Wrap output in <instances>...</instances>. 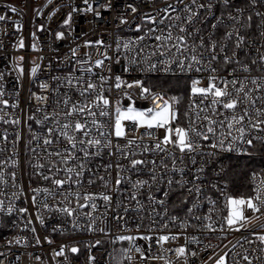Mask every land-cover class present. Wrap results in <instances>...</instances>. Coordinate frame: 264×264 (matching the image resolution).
<instances>
[{
	"label": "built area",
	"instance_id": "obj_1",
	"mask_svg": "<svg viewBox=\"0 0 264 264\" xmlns=\"http://www.w3.org/2000/svg\"><path fill=\"white\" fill-rule=\"evenodd\" d=\"M188 2L184 0V3ZM169 3L177 10L171 13L173 16L184 14L183 4H178L176 0H0V16L5 17L0 20V101H7V104L0 103V162H7L0 166V172L3 173V179L0 180V201L3 202L0 204V264H118V248L124 250V262L121 264H215L225 254L226 264H248L242 259L245 255L252 264H264V243L258 239L264 236V208L253 213L246 204L243 205L244 216L248 218L243 222V227L239 223L229 227L226 222L231 208L230 199L247 200L255 196L257 191L264 195V131L250 129L245 121L243 139L236 138L238 134L235 131L226 139L217 131L215 136L208 134V139L195 138L197 151L184 154L173 145H167L168 152L178 157L176 168L183 169V175L171 171V158L154 150V144L165 135L164 128L146 129L132 121L123 120L125 136L114 135L117 107L124 111L131 105L144 111L154 107L153 95L159 94L165 99L174 97L160 85L163 79L189 80L190 90L183 123L179 121L180 110L176 104L174 108L177 116L170 125L173 129H188L190 126L200 128L201 124L206 125L207 121L203 117L212 115L208 111L211 97L193 95L194 81H198L196 87L207 88L212 75L228 79L264 77V72L260 71L261 64L251 63L264 54V36L260 35L261 27H258L261 17L255 15L257 11L264 13V3L253 8L247 5L246 0H232L234 7L244 9L243 18L250 14L253 16L252 26L241 29L247 43L244 49L238 50L239 60L251 68L247 73L235 63L224 64L223 59L212 65L217 69L215 73L197 72L195 69L181 71L175 63H169V70L166 71L165 64L160 61L169 58L150 55L158 42L154 38H146L142 42L137 38L144 36L149 28L166 29L168 20L153 25L145 23L144 17L154 15L159 20ZM129 5L137 11L132 13ZM13 7L15 12L11 11ZM222 11L225 9L220 3L212 15L206 19L202 17L203 23L195 26L200 29L199 34H211L215 39H223L224 27L216 30L210 28L216 22L214 16ZM69 14L71 20L65 25ZM121 19L127 23H121ZM137 26H140L139 31ZM57 33H63V38L57 39ZM173 33L179 34L178 29H173ZM159 34L157 31L153 35ZM21 40L23 47L19 46ZM98 40H102L103 45L96 44ZM88 41L93 42L91 46H86ZM129 41L134 42L132 51L123 47L117 50L118 42L122 45ZM225 42L231 54L232 42ZM141 44L144 45V52L137 55L135 50ZM105 55L109 59L104 60L103 68H97L95 61L104 59ZM150 63L156 64V69L150 70ZM89 67L92 68L91 73L84 71ZM34 68L35 73L32 71ZM125 68L128 70L125 71ZM101 75L108 79L101 82ZM117 76L124 84L133 86L115 88ZM75 78L90 79L98 87L103 84L102 94L110 101L106 106L108 114L97 115L96 119L103 124L104 131L110 134L108 140L111 146L102 147L99 154L86 162L88 170L83 172L79 183L65 184L62 194L53 199L44 192L33 191L53 189L54 185L37 175L32 167L35 162L30 151L35 146L32 137L33 134L43 135L48 126H54V122L37 123L43 120L45 113L52 115L54 111L58 112L56 119L61 124L76 119L65 117L67 109L63 104H57L58 100L65 98V94L73 102L84 99L79 95L78 88H70L67 83L68 79H73L75 83ZM136 81L140 84H135ZM43 84L47 88H42ZM142 87L148 88L149 93L142 95ZM249 87L252 85L249 84ZM38 96L46 97V100L39 101L36 99ZM94 98V94L90 95L85 102ZM195 105L205 110L201 111ZM262 106L264 104L257 101L255 108ZM216 107L224 115H230L219 105ZM38 108L41 110L38 111ZM240 111L238 108L237 114ZM251 111L255 115V109ZM215 119H223V116ZM147 132L153 133V137L149 138ZM5 136L7 139H4ZM129 139L135 143L128 145ZM220 139H224L223 146L212 147L213 144L219 145ZM248 139L253 140L251 145L245 143ZM66 146V141L54 145L59 149ZM117 147L125 152L134 151L137 159H166L169 177L185 181V188L173 185L169 196L164 197L163 191L169 189L162 181L137 191L132 186L133 182L150 181L151 165H145L143 171L138 173L123 171L121 175L125 179L117 186L115 164L128 163L119 155ZM145 147L153 148V151L145 153ZM90 151L96 152V149ZM109 152L114 155L110 156ZM77 154L82 157L81 153ZM233 158H258L262 161L249 177L251 195L234 196L228 192L226 173ZM13 160L17 161L15 166ZM108 163L113 164L110 172L103 167ZM69 166L76 167V164L70 162ZM13 172L16 174L15 179L11 176ZM158 174H162V169ZM65 175L61 172L59 178L63 179ZM101 176L105 177L107 186L99 179ZM90 178L94 180L93 183H88ZM197 187L199 192L195 190ZM187 188L193 189L191 194L186 191ZM104 194L111 196L110 202L106 203L101 198ZM132 194L136 195V200L130 198ZM85 195L93 197L95 209L90 206L93 201L83 199ZM150 195L157 201L164 199L165 204L160 206L150 203ZM33 196H36L35 203ZM45 202L50 206L47 209L43 207ZM81 204L89 206L80 207ZM193 205L196 207L193 208ZM9 207L13 209L11 212L8 211ZM58 207H69L74 210L73 215L58 211ZM20 208L27 211L21 213L18 211ZM189 208H193L192 213L188 212ZM118 216L122 218L117 219ZM37 217L43 219V224ZM164 235L176 238L158 243V238ZM120 236L133 239L120 240ZM73 247L78 249L76 253L71 251ZM181 247L185 249L184 255L176 251ZM61 248L63 254L56 255ZM136 248L140 251L137 252ZM89 257H95V260L90 261Z\"/></svg>",
	"mask_w": 264,
	"mask_h": 264
},
{
	"label": "snow or ice",
	"instance_id": "obj_2",
	"mask_svg": "<svg viewBox=\"0 0 264 264\" xmlns=\"http://www.w3.org/2000/svg\"><path fill=\"white\" fill-rule=\"evenodd\" d=\"M86 2V0H85ZM178 4H183V15L177 14L173 16L171 13H175L176 7L169 3L165 9H163L164 15L157 20V17L154 15H146L144 17L145 23H150L153 25L164 23L165 19L169 21L166 25V29H157L149 28L144 36L138 37L139 41H144L146 38H154L158 43L154 46L153 52L150 55H156L158 57H168L167 61H160V63L165 64V70H169L168 64L175 63L181 71H191L195 69L197 72L209 71L215 73L217 69L212 67L218 60L223 59L224 64H237L240 66L243 72H250L251 68L248 64L242 63L238 58V50H242L246 46V37L242 34L241 29L252 26L253 16L250 14L246 18H243L244 9L234 7L232 5V0H189L188 3H184V0H176ZM222 3L225 11H222L218 16H214L215 23L210 25L212 30H216L219 27H224L225 31L223 34V39H215L211 34L205 36L201 35L200 29L196 28L197 24H202L203 18L213 14V10L219 7V4ZM248 6L255 8L257 4L264 3V0H246ZM131 9L132 13H135L137 9L132 5L128 6ZM91 10V8H89ZM11 11L15 12L16 9L13 7ZM225 12L227 13L225 15ZM256 16L261 17L258 27H261L260 35L264 36V13L257 11ZM5 19L4 16H0V20ZM71 20V14H69L68 19L64 21V24L67 25ZM175 21V22H173ZM121 23H127L126 20L121 19ZM137 26V30L139 31ZM173 29H178L179 34L173 33ZM159 31V35H153L155 32ZM63 38V33H57V39ZM225 41L232 42V51L229 54L228 44ZM93 42H86V46H91ZM96 44L103 45L102 40L95 42ZM134 42L129 41L123 43L122 45L117 43V50L121 47L132 51V45ZM20 47H23V41L20 42ZM35 47V45H33ZM137 55L144 52V45L135 50ZM73 55H75V50H73ZM21 59H23L21 57ZM109 59L106 55L104 59H98L95 61V66L97 68L104 67V60ZM119 63V59L116 61ZM253 65L260 63V71L264 72V54L260 55L258 59L252 60ZM156 64H149L150 70L156 69ZM110 70V69H109ZM128 69L125 68V71ZM33 73L36 69L34 68ZM84 71L91 73L92 68L89 67ZM231 75V74H230ZM108 78L101 75L99 80L105 82ZM115 88L119 89L122 86L132 87V84H124L121 81L119 76L115 77ZM67 83L70 88H78L79 95L84 99L80 102H73L70 97L65 94L63 100H58L57 104H63L67 111L64 112L65 117H76L73 120H67L64 123H60L56 117L59 115L58 112H55L52 115L45 113L42 121H37V123H51L54 122V126H48L46 128V133L43 135L33 134L32 140L35 141V146L30 149L31 153L35 157V162L32 163V167L36 170V174L40 175L42 179L50 181L54 185L53 189H34L36 193L44 192L49 196H52L53 199L56 195H61V190L64 189L65 184L71 185L72 183H79L80 178L83 175V172L87 169V161L94 155L99 154V150L103 148H108L111 146V141L108 140L109 133H106L103 128V124L96 119V116H105L107 115L106 106L109 105L110 101L103 96V84L101 83L98 87L97 83L92 80H83L82 78H75V83L73 79H68ZM198 81L193 82L192 93L193 95L199 94L204 98L211 97L210 107L208 111L212 113L211 116L205 115L203 117L204 121H207V124H201L200 128L190 126L188 129L184 128H175L173 129L170 125L173 120L176 119L177 111L174 108V105L179 103V100L176 97L165 99L162 95H153L152 101L154 107L148 108L144 111H139L132 107L131 105L124 111H121L119 107L116 108V120L114 125V135L116 137L125 136V132L122 127V120H129L134 122L138 127L143 126L146 129L152 128H164L165 135L162 140H157L154 144V150L157 153H164L166 157L171 158L172 160V172H180L183 175V169L176 168V161L178 157L171 155L168 152L167 145H173L179 150L180 153H194L197 151V145L195 138L208 139V134L216 135L219 131L220 135L225 139L229 136H232L233 131L238 135L236 138L243 139L245 134V121L250 129L256 131H264V106L260 108H255L257 101H261L264 104V95H255V93H264V77L258 78H249L244 77L240 78H220L215 75L210 76L209 85L207 88L196 87ZM135 84L139 85L140 82L136 81ZM249 84L252 87H249ZM42 88H47L46 84L41 85ZM148 88H141L142 95L149 93ZM95 98L91 101L85 102L88 96L93 95ZM39 101L46 100V97L38 96L36 97ZM0 103L7 104V101H0ZM203 104V101H201ZM103 105V106H102ZM220 106L223 110L230 113V115H224L222 112L217 110L216 106ZM197 108H201L200 105H195ZM240 108L241 111L237 114V109ZM252 109H255V115H253ZM40 111L41 109H37ZM204 108H201V111H204ZM223 116V119H215V117ZM33 117H29L32 119ZM89 118H91L89 122ZM199 119V114H197ZM19 123V121H15ZM201 129H205L201 131ZM31 131V129H30ZM79 134V135H77ZM149 138L153 137V133H146ZM4 139H7L5 136ZM19 139V136L17 137ZM142 139V137H141ZM67 142V146L63 149L54 147L56 143ZM31 143V141L29 142ZM135 141L132 139L128 140V145L134 144ZM248 145L253 143L252 139L245 141ZM224 139L219 140V145L213 144L212 147L223 146ZM96 149V152L90 151V149ZM231 146H229V150ZM153 148L145 147L143 152H151ZM117 152L124 159L127 160V165H122L119 162L115 164L117 169V178L116 185L119 186L122 183V180L125 179L122 177L121 173L123 171L131 172H140L143 171L145 165H151L150 171V181L149 180H136L133 182V188L137 189L143 188L145 186L151 187L152 185H157L160 182H165L169 190L163 191V196L168 197L169 192L172 189L173 185L178 186L181 189L185 188L186 182L183 180H173L169 177V165L167 160L161 158L157 160H146V159H137L135 158L134 151L125 152L123 149L117 147ZM77 153H81L82 157ZM110 156L114 153L109 152ZM73 162L76 164V167L69 166V163ZM7 162H0V166ZM195 163V160H193ZM13 166L17 164L16 160L12 161ZM105 171L112 169L113 164L108 163L103 166ZM162 169V174L160 170ZM202 171V169H200ZM64 172L65 178H59V174ZM15 172L11 173L13 179H15ZM167 177V179H166ZM3 179V173L0 172V180ZM101 181H105V177H99ZM93 179H89L88 183H93ZM197 192L200 189L197 187L195 189ZM186 191L191 194L193 189L187 188ZM101 198L107 203L111 201V196L102 195ZM131 199L136 200L137 197L135 194H132ZM33 203L36 202V196H33ZM65 201H67V195L64 196ZM86 201H93L91 207L96 208V204L91 195H85L83 197ZM150 203L159 204L163 206L165 204L164 199L156 200L155 197L149 196ZM3 202L0 201V204ZM139 204L140 202L137 201ZM229 204L232 206L229 209V215L226 218L227 225L229 227L234 224H240L243 227V222L248 218L244 216L243 205H247L248 209H251L253 213H258L264 208V195H261L259 191L253 197L245 199H230ZM80 207H88L87 204H81ZM43 207L45 209L49 208L48 203H44ZM196 205H193V208ZM193 208H189L188 212L192 213ZM13 209L8 208V211L11 212ZM58 211L65 213L68 216L73 215L72 209L69 207H58ZM19 212H26L27 209L20 208ZM125 211L127 209L125 208ZM155 211V209H153ZM89 215H91L89 213ZM40 219L41 224H43V219ZM122 217H117L121 219ZM175 219V218H173ZM197 219H200L197 217ZM91 227V225H89ZM208 227H211L209 225ZM55 230V229H54ZM236 230H239L237 228ZM34 231V229H33ZM103 231V229H101ZM149 239V237H144ZM175 239V236L169 237L167 235L160 236L158 238V243L167 242L169 239ZM120 240L124 239H133L132 237L120 236ZM258 239L264 243V236H259ZM97 244L100 241H96ZM137 252L140 251L139 248L135 249ZM73 253H76L78 249L76 247L71 248ZM178 254L184 255L185 249L183 247L176 250ZM63 248L56 255H62ZM195 255V253H192ZM227 254H225L226 256ZM225 256H220L215 264H226ZM131 259V257H129ZM243 260L247 261L248 264H252V261L249 260L247 255L242 257ZM89 260H95V257H89Z\"/></svg>",
	"mask_w": 264,
	"mask_h": 264
},
{
	"label": "trees",
	"instance_id": "obj_3",
	"mask_svg": "<svg viewBox=\"0 0 264 264\" xmlns=\"http://www.w3.org/2000/svg\"><path fill=\"white\" fill-rule=\"evenodd\" d=\"M160 85L179 100V121L183 123L186 101L189 95V80L183 78H167L160 81ZM262 163L258 158H233L230 160L226 173L228 192L234 196L252 194L249 177L251 172Z\"/></svg>",
	"mask_w": 264,
	"mask_h": 264
},
{
	"label": "rangeland",
	"instance_id": "obj_4",
	"mask_svg": "<svg viewBox=\"0 0 264 264\" xmlns=\"http://www.w3.org/2000/svg\"><path fill=\"white\" fill-rule=\"evenodd\" d=\"M122 122H123V120H122ZM116 262L118 264H121V263L124 262V250H123V248H118L117 249V251H116Z\"/></svg>",
	"mask_w": 264,
	"mask_h": 264
},
{
	"label": "water",
	"instance_id": "obj_5",
	"mask_svg": "<svg viewBox=\"0 0 264 264\" xmlns=\"http://www.w3.org/2000/svg\"><path fill=\"white\" fill-rule=\"evenodd\" d=\"M40 29H41V27H40Z\"/></svg>",
	"mask_w": 264,
	"mask_h": 264
}]
</instances>
